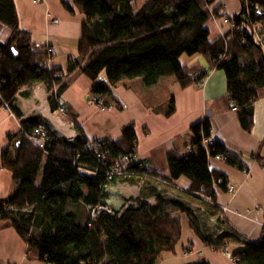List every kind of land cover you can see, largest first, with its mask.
Listing matches in <instances>:
<instances>
[{"label":"trees","instance_id":"16d2710c","mask_svg":"<svg viewBox=\"0 0 264 264\" xmlns=\"http://www.w3.org/2000/svg\"><path fill=\"white\" fill-rule=\"evenodd\" d=\"M61 1L71 12L77 7L83 14L78 54L69 58L67 69L49 67L54 54L22 28L16 1L0 0V23L11 29L8 40L0 41L1 103L7 102L17 116L21 113L14 103L16 95L36 83L50 91L53 110L64 107L67 112L61 96L76 69L92 80L90 94H100L106 106L121 107L113 97L114 87L126 79L140 77L149 87L163 76L174 75L183 87L196 85L210 70L201 61L181 62L180 56L187 53L202 54L210 69L224 70L228 100L242 127L252 128L254 102L264 95V0H241V10L231 16L220 13V6L212 10L213 0H73L75 7ZM213 15L227 18L230 24L228 31L214 39L208 26ZM174 110L172 97L165 112ZM34 121L21 120L22 130L11 135L9 145L0 151V169H11L15 181L13 193L0 197V229L14 226L29 250L46 264H156L164 251L176 249L185 220L208 245H244L239 264H264V234L248 240L216 204L217 188L227 189L229 183L210 158L227 153L226 161L246 167L217 138L209 149L203 146L212 126L209 119L191 126V149L169 151L170 176L163 178L190 180L185 196L218 212L226 226L216 238L202 228L191 203L179 195L169 197L163 190L155 191V203L137 198L136 204L122 205L113 214L90 217L91 207L108 202V187L117 179L133 182L147 174L161 175L137 158L134 123L126 124L119 137L104 138L97 150L89 147L82 131L73 142L51 131V147L44 151L27 138ZM122 155L130 158L123 163L124 173L109 179L108 172L122 161ZM84 166L96 173L82 172ZM187 264L211 263L204 259Z\"/></svg>","mask_w":264,"mask_h":264},{"label":"crops","instance_id":"0c3cea01","mask_svg":"<svg viewBox=\"0 0 264 264\" xmlns=\"http://www.w3.org/2000/svg\"><path fill=\"white\" fill-rule=\"evenodd\" d=\"M22 28L31 31L39 46L57 49L48 61L49 67L67 69L69 58L78 54V40L82 33L83 14L74 6L68 10L61 0H15ZM220 6L219 12L234 15L241 10V0H213L210 8ZM58 18V22L54 19ZM212 39L229 30L223 18L208 22ZM11 29L0 23V41H7ZM183 63L201 61L210 73L202 86L183 87L174 75L163 76L152 86H145L140 77L120 81L114 87V99L121 107L102 109L90 101L92 80L79 69L70 73V83L61 96L69 109H52L50 91L43 83L23 87L16 95L15 105L21 116L1 103L0 95V151L10 143L9 137L22 130L21 120L32 119L47 123L54 132L70 135L80 132L87 138H117L122 128L134 123L138 134L137 158L144 159L146 167L161 175L137 177L129 182L117 179L108 187V202L115 209L129 199L147 198L156 202L157 190L167 196L171 191H185L190 180L182 176L173 182L170 176L168 153L170 150L188 151L193 133L191 126L209 119L216 138L246 167L247 172L226 160H211L213 166L224 172L234 190L217 188L216 204L227 206L229 224L248 240L260 239L264 234V95L254 102V123L250 130L242 127L237 111L228 100L226 74L223 69L207 65L202 54L183 59ZM106 76H104L105 78ZM29 91L28 94L23 91ZM174 97L175 110L166 114L169 100ZM115 100V101H116ZM60 116V117H58ZM67 139V137H62ZM164 177V178H163ZM15 189L13 172L0 169V197H9ZM238 245L231 243L233 250ZM211 264H233L220 247L206 244L184 221V234L174 251H164L156 264H187L201 260ZM0 264H46L30 251L25 239L14 226L0 229Z\"/></svg>","mask_w":264,"mask_h":264},{"label":"built area","instance_id":"2783aa9c","mask_svg":"<svg viewBox=\"0 0 264 264\" xmlns=\"http://www.w3.org/2000/svg\"><path fill=\"white\" fill-rule=\"evenodd\" d=\"M212 18L215 19L216 16L213 15ZM224 21L228 22V19L224 18ZM54 22H58V18H55ZM231 26L233 27L234 25L231 24ZM48 51L50 53H52V54H56L57 53V49L55 47H53V46H48ZM205 82H206V77L198 80L196 82V85L197 86H202V85L205 84ZM90 101L92 103H95L96 105H98L102 109H113L114 108V105L106 106L104 104V99H103V97L100 94H90ZM3 105L5 107H9L7 102H5ZM59 110L61 112H65V108L64 107H61ZM51 131L53 132L54 129H52L47 123H45L43 121H36L33 130L31 132L27 133V138L35 146L43 149L44 151H47L51 147V143L53 141V138L50 135ZM55 134L58 137L66 136L67 140L71 141V142L75 141L77 139L78 135H79V133L77 131H73V133H71L70 135H67V134L63 135V134H60V132L59 133L55 132ZM215 138H216V136H215V133H214V129L211 126L209 128V134L203 138V146L209 149V146L213 144ZM103 139L104 138H101V137L89 138L88 139V145H89L90 148H94L95 150H97L101 146ZM188 149H191V145L188 146ZM226 154H215L210 159L211 160H225ZM121 158H122V161L118 162L114 166V169L112 171L108 172V178L109 179H111L115 175H122L124 173L123 163L124 162H128L130 160V158H129L128 155H122ZM80 170L82 172H88L90 174H95L96 173L95 170L86 168L85 166L84 167H80ZM243 171L247 172V169L244 168ZM220 181H222V179H220ZM228 190L229 191H233L234 190V185L228 184ZM114 210H115V208L109 202L99 203V204L91 207L90 217L92 219H94L97 216H99L101 213L113 214ZM222 210H223L224 213H226V207L222 206ZM221 250L232 261L233 264H239L240 263V261H241L240 256L233 254L232 249H231L229 244L223 245L221 247Z\"/></svg>","mask_w":264,"mask_h":264},{"label":"rangeland","instance_id":"374dc122","mask_svg":"<svg viewBox=\"0 0 264 264\" xmlns=\"http://www.w3.org/2000/svg\"><path fill=\"white\" fill-rule=\"evenodd\" d=\"M34 2H41L42 0H33ZM196 55V54H193ZM193 55H189L187 53H184L180 56V60L181 62H184L183 59L187 58V57H191ZM117 106H114L113 109H117ZM60 117V116H58ZM80 133V132H78ZM64 135V134H63ZM66 137V136H64ZM42 175H43V170L41 169L39 174H38V178H37V183L39 184L41 182L42 179ZM150 174L145 175L144 177L149 176ZM173 193L172 197L175 195H179L183 201L187 202V203H191L193 208L196 211V214H198L200 221H202L203 223V227L204 230L208 233V234H212L214 235V238L217 237L218 234L222 233L223 230L225 229V225L223 227L220 218L221 216L219 215V213H215V211H213L212 209L208 208L206 205H203L197 201H192L190 198H187L185 196V194L183 193V191H179L177 190L175 191H171ZM136 204L137 200L135 201L134 199H129L124 205H129V204ZM226 207V211H227V206ZM87 212V209H86ZM219 215V216H218ZM222 215H225V213H222Z\"/></svg>","mask_w":264,"mask_h":264},{"label":"water","instance_id":"95a60500","mask_svg":"<svg viewBox=\"0 0 264 264\" xmlns=\"http://www.w3.org/2000/svg\"><path fill=\"white\" fill-rule=\"evenodd\" d=\"M13 49H14V53H15V55L18 56V52H17V50H15V47H13ZM244 250H245V246H244V245H238L237 247H235V248L232 250V252H233V254H235V255H239L240 253L244 252Z\"/></svg>","mask_w":264,"mask_h":264}]
</instances>
